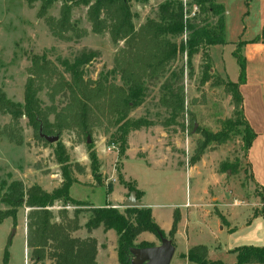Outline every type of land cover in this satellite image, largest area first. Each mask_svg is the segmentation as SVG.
Returning a JSON list of instances; mask_svg holds the SVG:
<instances>
[{
    "label": "rangeland",
    "instance_id": "obj_1",
    "mask_svg": "<svg viewBox=\"0 0 264 264\" xmlns=\"http://www.w3.org/2000/svg\"><path fill=\"white\" fill-rule=\"evenodd\" d=\"M164 1L130 0L131 11L139 16L134 17V25L142 21V14L156 19L158 6ZM226 2V38L236 40L239 34L237 28L240 27L236 0ZM60 5V2L54 3L40 17L39 1L0 0V96L3 95L8 101L23 103L24 87L34 56L44 55L68 80L62 62H72L78 55L91 51L94 57L83 66L84 78L102 80L106 77L110 82L121 84L114 59L122 43L114 44L107 33H93L87 18V7L82 4L72 7L70 20L77 31H85V35L80 38L73 36L70 41L54 37L46 18H57ZM243 25L246 28L242 40L251 36L250 23L244 20ZM174 40L179 42L180 38ZM233 47L229 43L210 48L211 64L215 69L209 72L211 76L204 83L200 80L203 65L208 61L203 51L192 58L191 73L186 66L185 55H178L170 69L178 71L183 67V75L178 83L183 87L184 110L174 118L158 102L166 76L147 81L142 103L132 107L128 114L130 122L140 123L137 129H130L126 135L129 157L125 154V148L120 151L121 144L116 136L111 137L115 127L96 112L89 121V136L79 128H72L63 131L57 140L64 146L71 175L76 179L69 189L73 199L84 201L87 206H114L122 212L123 201L130 194V188L134 187L139 193L135 194L136 199L140 201L143 197V202L154 213V221L161 228H169L175 210L182 212L183 217L180 222L178 220L179 224L177 222L179 227L176 225L177 243L170 264H194L188 263L180 254L188 245H204L208 249L209 259L234 264L235 255L227 251L228 248L248 244L258 246L264 240V217L255 214L261 208V198L249 176L240 136H234L222 144L211 143L199 158H193L202 140L201 130L219 131L221 122L234 118V110L239 109L232 92L222 84L228 79L238 81L239 67L233 55L236 46ZM261 47L258 51L249 48L243 54L241 51L243 57L245 55V77L259 84L264 82V42ZM37 97L42 108L51 105L46 88ZM66 103V95L55 97L54 105L58 109ZM52 119L50 115L49 120ZM145 144L147 148H142ZM55 148L56 142L50 143L37 137L25 116L13 119L0 104V217L1 213L10 209L3 200V189L12 181L22 183L24 188L39 185L48 192L59 187L62 177ZM90 149L96 154L99 182L92 176L88 155ZM234 164L237 166L233 167ZM192 165L193 170L189 168ZM123 168L133 178L125 177ZM137 187L143 191V195ZM220 191L227 195L220 202L223 206L218 207L225 217L223 222L216 213L210 214L214 210L207 205V202L211 203L207 197L218 195ZM185 203L188 206L190 203V206H185ZM61 204L55 202L52 212L56 214V206ZM85 207H80V223L88 215ZM67 211L71 215L72 208ZM27 212L28 208L20 207L14 217L1 218L0 264H33L26 246ZM229 222L232 229L228 227ZM95 236L105 244L102 249L109 256L100 257L98 261L111 260V246L115 245L116 249L114 231L105 234L96 232ZM138 241H146L154 246L160 244V240L151 233L143 234ZM50 263L51 260L46 259L37 264Z\"/></svg>",
    "mask_w": 264,
    "mask_h": 264
},
{
    "label": "trees",
    "instance_id": "obj_2",
    "mask_svg": "<svg viewBox=\"0 0 264 264\" xmlns=\"http://www.w3.org/2000/svg\"><path fill=\"white\" fill-rule=\"evenodd\" d=\"M40 2L38 15L41 17L47 9L56 2H60L57 18L47 17L46 23L51 34L64 41L72 37L80 38L85 31H77L70 20L73 6L82 4L87 7V18L91 31L95 34L107 33L110 40L122 43L115 56V69L121 84L102 80L84 78L83 66L94 57L93 52L82 53L72 62L64 60L62 66L68 74H64L45 58L34 56L31 61L30 75L24 87L23 103H13L0 96V104L13 119L25 116L34 128L37 137L43 135H58L72 128H79L86 136L91 134L89 121L93 113L100 114L115 127L111 137L116 136L121 144L120 151L126 148V135L130 129H137L139 122H130V109L142 103L146 83L155 77L166 76L162 86V94L158 99L174 118L184 110L183 87L178 83L183 75V67L178 71L170 69L179 54H184L186 66L191 73L192 58L203 51L208 63L203 65L201 83L210 78L213 65L209 54L210 48L216 44H225L224 7L215 0H166L159 4L156 19H147L135 28L133 19L135 13L131 11L130 0H36ZM143 2L144 0H137ZM252 0H244L245 4ZM180 38L177 42L174 39ZM264 30L251 43L263 41ZM246 41L238 40L233 55L239 67L238 81H223L225 88L232 92L239 109L234 110V118L221 122V129L217 132L202 129V140L197 146L194 160L211 144H222L234 136H240L245 161L247 150L255 137L243 114L242 96L239 85L245 81V59L241 48ZM220 80V79H218ZM46 88L51 105L42 108L37 94ZM66 95L67 103L59 109L54 105L57 95ZM52 115L53 119L49 120ZM239 127H242L241 130ZM44 140V139H43ZM92 176L99 182L97 158L93 150L88 152ZM55 156L60 165L62 181L59 187L50 192L39 185L24 188L22 183L12 181L3 189V200L10 207L1 213V218L14 217L20 207L28 208L26 215V246L30 250V260L37 264L46 259L50 264H98L95 260L96 241L93 238L74 237L73 233L84 227L87 232L101 227L104 231L112 230L116 235V256L118 264H134V250L153 247L146 241H138L143 232L153 234L161 240L167 237L173 245V236L179 215L173 213V220L167 235L155 223L149 207H124L119 211L116 207L103 205L99 207L87 206L84 201L73 199L69 189L76 179L71 175L68 157L64 154V146L56 141ZM237 165L234 164L233 167ZM246 167L250 176L249 164ZM259 190L261 208L255 214L264 217V198L261 187ZM130 192L139 194L134 187ZM55 202H61L57 213L52 212ZM66 206H72L71 215ZM82 206H86L88 215L83 225L79 222ZM57 207V206H56ZM223 222L224 217L219 214ZM235 254L234 264H264V245H242L231 251ZM181 257L194 264H223L220 261L208 259V249L204 245L189 248Z\"/></svg>",
    "mask_w": 264,
    "mask_h": 264
},
{
    "label": "crops",
    "instance_id": "obj_3",
    "mask_svg": "<svg viewBox=\"0 0 264 264\" xmlns=\"http://www.w3.org/2000/svg\"><path fill=\"white\" fill-rule=\"evenodd\" d=\"M215 2L223 5V7H224V21H225V35H224V38L226 40L225 45L231 43V45L235 47L236 46V42H238V40H242L241 36L244 35L245 28H246V26L243 25V21L247 20V23H250V26H251V32L249 31L251 36L248 37L247 39H243L242 40V41H246L244 46L241 48L242 54L244 53V51H246L249 48H254L255 51H258L260 48H262L261 45L264 42V40L263 41H258V42H253V43H251L249 41H251L252 39L260 37L262 35L263 30H264V0H252V1H250L248 3V5L245 4L244 0H236V4H237V14L236 15H237V19L240 22V27L237 28V32L239 34H238V38L236 40H228L226 38V35H227V32H228V24H227V13H228L227 9L228 8H227L226 0H219V1L215 0ZM135 16L139 17L136 14H135ZM141 16H142V21H140L139 24L134 25L135 28H138L147 19H153V18H147L144 14H142ZM210 53H211V51H209V54ZM210 57H211V55H210ZM244 59H245V55H244ZM214 69L215 68L212 67V71H214ZM227 78H229V77H227ZM245 80H246V82L244 81L243 83H241L239 85V92H240V94L242 96V100H243V102H242V104H243L242 105L243 114H244V117L246 118L247 122L249 123L250 127L255 132V137L252 140V143H251L250 147L247 150L246 161L249 164L251 181H252V183L254 185H257V186L262 188L263 197H264V82H262L260 84L257 83V82H253L249 78L247 79V76L245 77ZM233 82H236V81H233ZM157 139L159 140V138H157ZM128 147H129V141H127V147L125 148L126 156H128V154H127ZM144 147L147 148V144L142 146V148H144ZM165 148H167V147H165ZM155 150L156 149H153V151H155ZM133 156H132V158H133ZM128 157H125L124 159H126ZM171 167H172V165H171ZM189 168H192V170L194 169L193 165L191 167H189ZM122 172H123L125 177L133 178L132 176H129L125 172L124 168H123ZM219 180H221L220 176H219ZM138 190L141 191L142 195H143V191L140 190L139 188H138ZM206 196H208V194H206ZM226 196L227 195L225 194V192L220 191V193L218 195H213V196L209 195L207 197L208 198L207 201H211V203L207 202V205L212 207L213 210H214V211H210V214H212V212H214L217 215H219V214L222 215V213L219 211L218 207L219 206H223V204L220 203V202H221V200L226 199ZM142 199H143V197L139 201L142 204V206L143 207H149L148 204L144 203ZM214 199H216L215 202H214ZM124 201H123V203H124ZM224 205H225V203H224ZM185 206H188V205H186V203H185ZM189 206H190V203H189ZM150 210H151V208H150ZM175 211H177V213L179 215V222H180L182 217H183L182 212L179 209H177ZM151 215H152V218L154 220L155 217H154V213H152V211H151ZM85 220H86V218H85ZM85 220L82 223H80V224L83 225ZM172 220H173V215H172V218H171V223H170L169 228H165V229L161 228L160 225L157 222H155V223L165 233H167L170 230V228H171ZM179 222H178V224H179ZM226 222H228L227 219H226ZM177 226L179 227V225H177ZM228 227H229V229H232V228H230V222H229ZM220 229H222V227H220ZM111 231L112 230L104 231L101 227H98L96 229H93L91 232H87L84 227H81L80 229H78L77 231H75L73 233V236L74 237H79V238L90 237V238H93L96 241V256H95V260H96V262L98 264H116V262L118 264L115 245L111 246V253H110L111 254V258H110L111 260H106L105 259V262H103V263L98 261L99 259H101L100 257L109 258V256L107 257L106 254H105L104 249H102V247L105 248V244L101 243L100 241L97 240V238L95 236L96 232H102L103 234H105L106 232H111ZM146 233H148V232L141 233L138 236V238L140 236H142L143 234H146ZM141 240H143V239H141ZM115 242H116V235H115ZM173 243H174V248L176 249L177 229H176V232H175V234L173 236ZM248 245L257 246V245H253V244H248ZM263 245H264V240L258 246H263ZM192 246H195V245H192ZM192 246L188 245L185 248L186 250L184 252H181L180 254H185L189 250V248H191ZM236 247H238V246H236ZM234 248H235V246L231 247V248H228L227 251H232V249H234ZM183 259H186V258H183ZM209 260H211V259H209ZM211 261H220V260H211Z\"/></svg>",
    "mask_w": 264,
    "mask_h": 264
},
{
    "label": "water",
    "instance_id": "obj_4",
    "mask_svg": "<svg viewBox=\"0 0 264 264\" xmlns=\"http://www.w3.org/2000/svg\"><path fill=\"white\" fill-rule=\"evenodd\" d=\"M196 127V124L194 128ZM40 136L52 143L58 140V135L50 136L43 135ZM142 204L136 199L135 192H130L129 196L123 203V207H140ZM174 245L171 241L166 238L160 240L158 246L136 249L134 250L135 258L133 259L134 264H170L171 259L174 255Z\"/></svg>",
    "mask_w": 264,
    "mask_h": 264
},
{
    "label": "built area",
    "instance_id": "obj_5",
    "mask_svg": "<svg viewBox=\"0 0 264 264\" xmlns=\"http://www.w3.org/2000/svg\"><path fill=\"white\" fill-rule=\"evenodd\" d=\"M183 2L185 3V1L183 0ZM60 206H57V208H59ZM67 209H71L72 206H66Z\"/></svg>",
    "mask_w": 264,
    "mask_h": 264
}]
</instances>
